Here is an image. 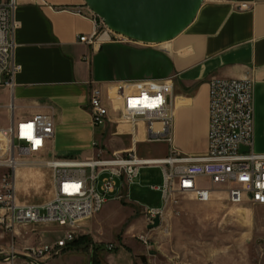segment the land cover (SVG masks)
Wrapping results in <instances>:
<instances>
[{
  "label": "crops",
  "instance_id": "1",
  "mask_svg": "<svg viewBox=\"0 0 264 264\" xmlns=\"http://www.w3.org/2000/svg\"><path fill=\"white\" fill-rule=\"evenodd\" d=\"M242 5L248 8L242 9ZM87 8L85 0H16L13 59L21 71L13 89L0 88V129L36 115H53L55 135L46 156L49 160L86 161L98 153L94 143L106 156L136 147L140 158L164 159L170 153L167 143L145 142V126L139 125L140 142L134 146L132 127L119 118L123 92L138 89L146 81L172 78L175 145L184 154L202 155L208 147L210 82L249 77L254 83V150L264 153V0H205L194 22L161 52L129 41L106 43L93 53L92 47L79 41L94 29L93 21L81 14H87ZM105 48L106 57L102 54ZM109 48H116L118 65L121 63L127 75L100 78L97 59L101 64L108 62ZM151 66L160 76H132L139 68ZM94 85L101 87L113 120L106 127H94L92 123L89 102ZM200 183L210 186L207 180ZM162 187L160 168L142 169L130 186L119 180L116 193L89 225L92 237L87 239L92 243L80 242L88 235L77 236L59 255L47 256L42 264H136L137 259L146 263L147 254L152 256L154 252L132 237L149 230V210L165 208ZM220 197L226 199L225 194L215 195L213 201ZM115 213L131 222L122 239L117 240L115 251L109 252L108 245L115 239L99 234L108 232V224L120 220H112ZM9 231L14 241L29 250L55 244L67 228L33 224ZM54 232L62 236L54 240ZM17 260L13 256L11 264H19Z\"/></svg>",
  "mask_w": 264,
  "mask_h": 264
},
{
  "label": "built area",
  "instance_id": "2",
  "mask_svg": "<svg viewBox=\"0 0 264 264\" xmlns=\"http://www.w3.org/2000/svg\"><path fill=\"white\" fill-rule=\"evenodd\" d=\"M15 8L16 0H0V88L13 89L15 77L21 71L13 59ZM87 9V14H81L93 21L94 29L91 35L80 37L81 43L92 47L94 53L107 42L125 41ZM174 88L172 78L146 81L138 89L123 92L120 108L119 121L132 127L134 146L140 142L138 126L144 125L145 142L170 146L167 158H140L136 147L124 154L106 156L98 143H94L97 155L86 161L53 158L45 163L54 170V198L43 205L17 202L16 172L26 164L25 158L42 160L50 153L55 135L53 115H36L0 129V171H3L0 173V226L7 230L33 224L67 228L55 244L27 250L31 264H42L47 256L59 255L75 241L83 222L104 209L116 193L118 181L123 180L130 186L144 168L161 169L165 207L176 194L190 195L197 202L208 204L218 193H224L227 203L233 206H264V153L254 150L253 80L245 77L210 82L208 147L202 155L184 154L175 145ZM89 109L94 127H106L113 122L99 85L91 88ZM244 148L248 151L242 152ZM201 179L209 181L210 186L202 185ZM164 210H149V224L156 217H162ZM139 239L149 246L146 235ZM114 249V245H108L109 251Z\"/></svg>",
  "mask_w": 264,
  "mask_h": 264
},
{
  "label": "rangeland",
  "instance_id": "3",
  "mask_svg": "<svg viewBox=\"0 0 264 264\" xmlns=\"http://www.w3.org/2000/svg\"><path fill=\"white\" fill-rule=\"evenodd\" d=\"M116 36L119 35L116 34ZM123 39L125 43L130 41L124 37ZM114 42L118 43L114 40L107 43ZM167 43L147 46L154 47L161 52V49L168 47ZM108 50V62L102 63L103 68L100 60L97 59L96 68L99 69L100 78L112 77L116 74L127 75L128 73L124 74L125 69L120 65L121 63H119L120 66L118 65L116 48ZM106 51L107 48L102 52L105 57ZM152 68L154 67L139 68L135 73L130 74L132 76L147 74L151 78L160 76L159 70ZM47 161L49 159L46 157L42 160L25 158L27 166L17 170L16 198L19 204L43 205L53 200L54 170L46 166ZM218 195L222 196L224 193H218ZM214 201L201 204L190 195H174L172 202L165 207L160 217V227L147 230L142 234L148 237L149 246L139 239L140 235L132 237L133 240L149 247L155 254L151 256L148 253L146 263L137 259L136 264H149V259L152 260V264H264V206H233L221 197ZM99 215L100 213L83 222L82 231L77 236H88H85V239L80 241L81 243L87 245L92 243L91 239H87L92 237V233L88 234L90 233L89 225L97 220ZM125 215H129V212L126 211ZM113 217L112 220L116 221L120 218V214L115 213ZM130 222L131 219L121 217L113 225L108 224L110 228L108 232H101L99 235L103 238H114L115 247L117 240L124 236ZM61 236L58 232L51 233V238L54 240ZM25 248V245L13 240L9 230L0 227V264H11L13 256L18 259L19 264H31ZM101 249L93 251L99 252Z\"/></svg>",
  "mask_w": 264,
  "mask_h": 264
},
{
  "label": "water",
  "instance_id": "4",
  "mask_svg": "<svg viewBox=\"0 0 264 264\" xmlns=\"http://www.w3.org/2000/svg\"><path fill=\"white\" fill-rule=\"evenodd\" d=\"M114 33L143 45L170 42L196 19L205 0H85ZM248 149H242L247 152ZM158 216L149 230L159 228Z\"/></svg>",
  "mask_w": 264,
  "mask_h": 264
},
{
  "label": "snow or ice",
  "instance_id": "5",
  "mask_svg": "<svg viewBox=\"0 0 264 264\" xmlns=\"http://www.w3.org/2000/svg\"><path fill=\"white\" fill-rule=\"evenodd\" d=\"M132 103H136V102H135V101H133ZM26 127L30 128V127H31V125H28V126H26ZM37 143H39V141H37Z\"/></svg>",
  "mask_w": 264,
  "mask_h": 264
},
{
  "label": "trees",
  "instance_id": "6",
  "mask_svg": "<svg viewBox=\"0 0 264 264\" xmlns=\"http://www.w3.org/2000/svg\"><path fill=\"white\" fill-rule=\"evenodd\" d=\"M84 239H85V237H81V239H79V240L81 241V240H84Z\"/></svg>",
  "mask_w": 264,
  "mask_h": 264
},
{
  "label": "bare ground",
  "instance_id": "7",
  "mask_svg": "<svg viewBox=\"0 0 264 264\" xmlns=\"http://www.w3.org/2000/svg\"><path fill=\"white\" fill-rule=\"evenodd\" d=\"M24 166H27L26 164Z\"/></svg>",
  "mask_w": 264,
  "mask_h": 264
}]
</instances>
